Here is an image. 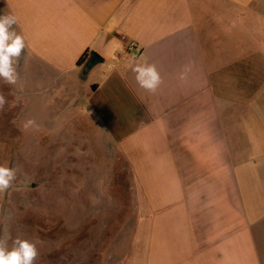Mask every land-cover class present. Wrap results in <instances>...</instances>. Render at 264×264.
Wrapping results in <instances>:
<instances>
[{"label":"crops","instance_id":"obj_1","mask_svg":"<svg viewBox=\"0 0 264 264\" xmlns=\"http://www.w3.org/2000/svg\"><path fill=\"white\" fill-rule=\"evenodd\" d=\"M7 14L25 41L8 87L59 98L121 172L133 223L114 264H264V0H0Z\"/></svg>","mask_w":264,"mask_h":264},{"label":"rangeland","instance_id":"obj_2","mask_svg":"<svg viewBox=\"0 0 264 264\" xmlns=\"http://www.w3.org/2000/svg\"><path fill=\"white\" fill-rule=\"evenodd\" d=\"M28 92L0 79L7 100L0 110V166L16 170L0 192V240L8 250L17 238L34 243V264H114L127 238L122 229L133 223L121 172L106 168L105 140L91 135L89 123L73 109L60 117L57 93L48 105ZM29 119L39 127L26 129Z\"/></svg>","mask_w":264,"mask_h":264},{"label":"clouds","instance_id":"obj_3","mask_svg":"<svg viewBox=\"0 0 264 264\" xmlns=\"http://www.w3.org/2000/svg\"><path fill=\"white\" fill-rule=\"evenodd\" d=\"M17 23L14 15L7 14L0 16V79L6 84L15 85L19 80V74L15 67L19 63L25 49L23 36L17 34L13 25ZM132 71L135 79L141 88L156 92L162 83V78L154 64H136ZM190 67L186 66L179 74L180 80H186ZM7 100L0 94V110L3 109ZM24 127L38 128L39 125L34 119L25 122ZM16 179V170L11 167L0 166V192L7 190ZM11 250L7 248V242L0 240V264H34L39 253L34 243L26 239L17 238Z\"/></svg>","mask_w":264,"mask_h":264},{"label":"trees","instance_id":"obj_4","mask_svg":"<svg viewBox=\"0 0 264 264\" xmlns=\"http://www.w3.org/2000/svg\"><path fill=\"white\" fill-rule=\"evenodd\" d=\"M101 61V58L93 53V52H89V53H84L82 55V57L78 60L77 64L78 65H87L88 67L93 66L94 64H97Z\"/></svg>","mask_w":264,"mask_h":264},{"label":"water","instance_id":"obj_5","mask_svg":"<svg viewBox=\"0 0 264 264\" xmlns=\"http://www.w3.org/2000/svg\"><path fill=\"white\" fill-rule=\"evenodd\" d=\"M89 69H90V67H88L87 65H84L82 67L81 73H80L81 78H84L86 76V73L88 72Z\"/></svg>","mask_w":264,"mask_h":264}]
</instances>
